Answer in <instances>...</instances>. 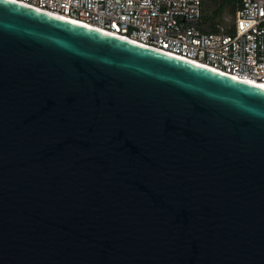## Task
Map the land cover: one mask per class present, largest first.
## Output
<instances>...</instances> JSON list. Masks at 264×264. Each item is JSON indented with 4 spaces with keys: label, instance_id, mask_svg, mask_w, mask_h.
Wrapping results in <instances>:
<instances>
[{
    "label": "water",
    "instance_id": "obj_1",
    "mask_svg": "<svg viewBox=\"0 0 264 264\" xmlns=\"http://www.w3.org/2000/svg\"><path fill=\"white\" fill-rule=\"evenodd\" d=\"M0 264H264V90L0 0Z\"/></svg>",
    "mask_w": 264,
    "mask_h": 264
},
{
    "label": "built area",
    "instance_id": "obj_2",
    "mask_svg": "<svg viewBox=\"0 0 264 264\" xmlns=\"http://www.w3.org/2000/svg\"><path fill=\"white\" fill-rule=\"evenodd\" d=\"M152 50L264 84V0H241L232 32L200 29L202 0H9Z\"/></svg>",
    "mask_w": 264,
    "mask_h": 264
},
{
    "label": "trees",
    "instance_id": "obj_3",
    "mask_svg": "<svg viewBox=\"0 0 264 264\" xmlns=\"http://www.w3.org/2000/svg\"><path fill=\"white\" fill-rule=\"evenodd\" d=\"M202 3L204 15L200 29L206 33H218L223 28L221 24L226 14L234 21L241 0H202ZM232 31V27L226 29V32Z\"/></svg>",
    "mask_w": 264,
    "mask_h": 264
},
{
    "label": "bare ground",
    "instance_id": "obj_4",
    "mask_svg": "<svg viewBox=\"0 0 264 264\" xmlns=\"http://www.w3.org/2000/svg\"><path fill=\"white\" fill-rule=\"evenodd\" d=\"M26 7H27V6H26ZM35 10H36V9H35ZM37 11H39V10H37ZM40 12H42V11H40ZM43 13L48 14V15H51V16L56 17V18H58V19H61V20H63V21H67V22H70V23H74V24H76V25H80V26L85 27V28H87V29H91V30H93V31H97V32H99V33H103V34L109 35V36H111V37H115V38H117V39H121V40L127 41V42H129V43H133V44H135V45H139V44H136V43H134V42H130V41L126 40V39H123V38H121V37H119V36H116V35H114V34L107 33V32L101 31V30H99V29H95V28H93V27H91V26H87V25L81 24V23H79V22H77V21H74V20H71V19H69V18L61 17V16H56V15L49 14V13H46V12H43ZM139 46H141V47H145V46H142V45H139ZM145 48H147V47H145ZM147 49H150V48H147ZM151 50H152V49H151ZM153 51H157V50H153ZM158 52H160V51H158ZM160 53H163V52H160ZM163 54L168 55V56H170V57H174V58H176V59H180V60L185 61V62H188V63H191V64H193V65H197V66H199V67H203V68L208 69V70H210V71H214L215 73H218V74H220V75H224V76H226V77H230L231 79H234V80H236V81H239V82H242V83H246V84H248V85H252V86H254V87H256V88H259V89L264 90V84L259 83V82H257V81H254V80H244V79L236 78V77H233V76H229V75L223 74V73H221V72H218V71L212 70L211 68H208V67H206V66H203V65L197 64V63H195V62H192V61H189V60H185V59H182V58H179V57H176V56H173V55L167 54V53H163Z\"/></svg>",
    "mask_w": 264,
    "mask_h": 264
},
{
    "label": "rangeland",
    "instance_id": "obj_5",
    "mask_svg": "<svg viewBox=\"0 0 264 264\" xmlns=\"http://www.w3.org/2000/svg\"><path fill=\"white\" fill-rule=\"evenodd\" d=\"M233 19L230 15L226 14L223 22L221 24V27H223V29L226 31L227 28L232 27L233 26Z\"/></svg>",
    "mask_w": 264,
    "mask_h": 264
}]
</instances>
